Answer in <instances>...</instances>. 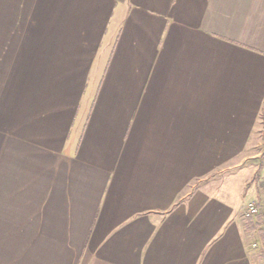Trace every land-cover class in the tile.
I'll return each instance as SVG.
<instances>
[{"label":"crops","instance_id":"crops-1","mask_svg":"<svg viewBox=\"0 0 264 264\" xmlns=\"http://www.w3.org/2000/svg\"><path fill=\"white\" fill-rule=\"evenodd\" d=\"M0 80V264H264V0H0Z\"/></svg>","mask_w":264,"mask_h":264},{"label":"rangeland","instance_id":"rangeland-1","mask_svg":"<svg viewBox=\"0 0 264 264\" xmlns=\"http://www.w3.org/2000/svg\"><path fill=\"white\" fill-rule=\"evenodd\" d=\"M6 83H9L7 88H10V90L21 88L22 84L21 81L5 82L0 80V91L5 88ZM256 124L258 125L254 130L255 132L252 138L253 143L247 145L240 153H238L237 157V162H242V164L237 167V170H244L242 174L238 175V179L243 188H247L250 184L252 186L255 184L256 187L261 189L264 180V168L262 169V164H264V131H262L259 126V124H261L260 117L256 120ZM261 159L262 162H260ZM251 181L252 183H250ZM250 190H253V188L251 187ZM245 193L244 198H246L245 201L247 200L245 202L246 206L248 202L253 201L254 199H250L249 189H247Z\"/></svg>","mask_w":264,"mask_h":264},{"label":"built area","instance_id":"built-area-1","mask_svg":"<svg viewBox=\"0 0 264 264\" xmlns=\"http://www.w3.org/2000/svg\"><path fill=\"white\" fill-rule=\"evenodd\" d=\"M263 188H264V180H263ZM259 212V208H258V205L255 203V202H250L248 205H247V208L245 210V217L246 218H251V217H254L255 215H257ZM255 245H253L254 247Z\"/></svg>","mask_w":264,"mask_h":264}]
</instances>
